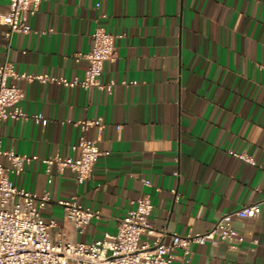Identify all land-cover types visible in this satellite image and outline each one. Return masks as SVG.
<instances>
[{
    "label": "crops",
    "instance_id": "1",
    "mask_svg": "<svg viewBox=\"0 0 264 264\" xmlns=\"http://www.w3.org/2000/svg\"><path fill=\"white\" fill-rule=\"evenodd\" d=\"M7 10L0 0V13ZM30 23L31 33L11 40L19 74L83 80L89 62L81 55L91 51L95 29L119 36L117 58L102 75L112 91L10 79L25 93L28 117L3 122V148L31 158L12 179L50 193L43 215L56 224L54 238L111 241L133 202L148 196L156 232L142 241L165 233L169 243L264 199V0H43ZM6 29L0 21V65ZM81 138L108 153L91 177L79 183L56 167L50 176L43 160L78 157ZM73 196L100 213L83 233L59 205ZM235 227L245 236L238 249L193 244L189 261L176 249L173 264H264V203L257 218Z\"/></svg>",
    "mask_w": 264,
    "mask_h": 264
},
{
    "label": "built area",
    "instance_id": "2",
    "mask_svg": "<svg viewBox=\"0 0 264 264\" xmlns=\"http://www.w3.org/2000/svg\"><path fill=\"white\" fill-rule=\"evenodd\" d=\"M42 2L43 0H8V10L0 13L1 23L7 27L4 36L8 41L5 60L0 65V264H173L176 249H181L189 261L193 244L218 246L227 243L231 249H238L245 241V236L237 231L235 222L257 218L261 214L264 199L224 214L208 231L187 235L175 233L171 235L169 243L164 241L165 233L156 236L153 242L142 241L145 236L156 232L150 222L154 206L148 196L133 202L134 208L120 221L118 232L111 241L87 244L53 237L56 224L47 222L43 215L51 201L50 193L38 195L19 188L12 179L14 175L24 171L31 158L3 148V122L28 117L21 106L25 93L16 83H11L10 79L56 82L66 87L80 86L85 90L97 87L112 91L113 83H104L102 75L106 63L117 58L116 41L119 36L102 26L95 29L91 51L81 55L89 62L83 80H69L49 74H19L9 56L11 40L15 33L29 34L33 31L30 18L37 13ZM36 118L43 119V116L37 115ZM91 124V121L84 122L82 127L86 129ZM73 149L79 151L78 157L57 155L43 160L50 176L53 167L60 172L69 169L76 174L77 181L83 183L91 177L99 158L108 154L101 151L95 142L85 138H81ZM233 154L249 163L254 162L246 153ZM3 158L9 161L8 166L3 163ZM49 182H52V178ZM144 184L151 186L149 180H144ZM59 205L63 207L67 221L79 233H83L93 219L100 217L98 211L82 204L77 196L59 201Z\"/></svg>",
    "mask_w": 264,
    "mask_h": 264
}]
</instances>
